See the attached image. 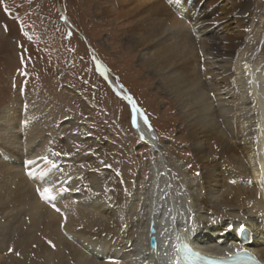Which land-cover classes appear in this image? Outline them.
<instances>
[{"label": "bare ground", "instance_id": "6f19581e", "mask_svg": "<svg viewBox=\"0 0 264 264\" xmlns=\"http://www.w3.org/2000/svg\"><path fill=\"white\" fill-rule=\"evenodd\" d=\"M109 1L86 3L104 8L108 19L114 10L103 4ZM139 5L137 10L146 3ZM150 5L154 15L133 18L122 41L140 53V62L175 99L198 166L180 168L183 185L176 191L167 169L153 165L148 185L118 193L108 189L109 178L102 177L79 124L71 125L39 99L26 109L18 102L8 105L0 110V262L16 255L26 263L127 264L132 249L141 247L151 256L154 236L162 263L173 238L185 233L179 210L198 223L199 230L190 229L187 237L202 253L230 255L243 247L239 231L246 228L253 239L244 249L264 260V61L245 58L250 4L151 0ZM119 93L132 109L135 134L151 152H161L142 111L130 95ZM46 176L59 185L52 204L60 211L39 202L36 189L47 186Z\"/></svg>", "mask_w": 264, "mask_h": 264}, {"label": "rangeland", "instance_id": "374dc122", "mask_svg": "<svg viewBox=\"0 0 264 264\" xmlns=\"http://www.w3.org/2000/svg\"><path fill=\"white\" fill-rule=\"evenodd\" d=\"M87 1L0 0V110L17 102L26 109L39 99L62 112L63 120L79 124L102 177L109 178L108 189H143L150 183L152 163L164 170L163 161L173 186L181 187L180 168L198 166L186 121L157 74L122 41L121 33L133 18L148 13L151 0H121L122 5L110 0L103 4L114 10L108 19L102 17L104 8ZM139 2L146 5L137 10ZM247 2L251 22L245 58L258 63L264 61V0ZM118 91L130 95L142 111L161 152H151L135 134L132 109ZM3 259L0 264H39L16 255Z\"/></svg>", "mask_w": 264, "mask_h": 264}, {"label": "snow or ice", "instance_id": "6c2138e0", "mask_svg": "<svg viewBox=\"0 0 264 264\" xmlns=\"http://www.w3.org/2000/svg\"><path fill=\"white\" fill-rule=\"evenodd\" d=\"M145 123H147V120L145 119ZM150 127V126H149ZM143 139V137H141ZM31 163V162H29ZM61 191H67V189H62ZM38 192H40V195H41V198L44 199L45 201L47 202H53L56 200V196L53 194V187L52 186H49V187H45L43 189V191H40L38 189ZM53 208L56 210V211H60V209L58 208H55V204L53 203L52 204ZM51 243V242H49ZM54 247V245H52ZM11 251V250H10Z\"/></svg>", "mask_w": 264, "mask_h": 264}, {"label": "water", "instance_id": "95a60500", "mask_svg": "<svg viewBox=\"0 0 264 264\" xmlns=\"http://www.w3.org/2000/svg\"><path fill=\"white\" fill-rule=\"evenodd\" d=\"M152 245H154V243L152 242Z\"/></svg>", "mask_w": 264, "mask_h": 264}]
</instances>
